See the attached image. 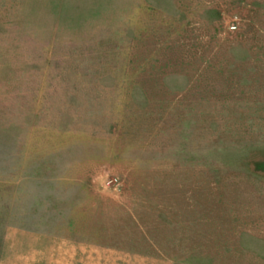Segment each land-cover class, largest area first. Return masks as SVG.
<instances>
[{"label":"rangeland","instance_id":"rangeland-1","mask_svg":"<svg viewBox=\"0 0 264 264\" xmlns=\"http://www.w3.org/2000/svg\"><path fill=\"white\" fill-rule=\"evenodd\" d=\"M0 264H264V0H0Z\"/></svg>","mask_w":264,"mask_h":264},{"label":"built area","instance_id":"built-area-1","mask_svg":"<svg viewBox=\"0 0 264 264\" xmlns=\"http://www.w3.org/2000/svg\"><path fill=\"white\" fill-rule=\"evenodd\" d=\"M231 28H232V29H235V28H236V26H232Z\"/></svg>","mask_w":264,"mask_h":264}]
</instances>
